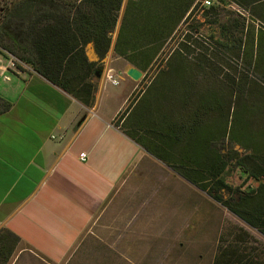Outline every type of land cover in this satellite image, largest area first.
<instances>
[{
    "label": "rangeland",
    "instance_id": "374dc122",
    "mask_svg": "<svg viewBox=\"0 0 264 264\" xmlns=\"http://www.w3.org/2000/svg\"><path fill=\"white\" fill-rule=\"evenodd\" d=\"M14 1L0 0V8ZM169 1L128 0L134 4L144 3L140 8L141 16H145L146 12L153 16L147 23L140 17L135 20L134 27H126V30L131 31L129 33H134V38L138 35L136 44L147 45V39L142 40L145 34L149 35L150 39L148 50L145 52H141L137 45L138 52L127 54L130 57L138 55L136 57L139 62H145L142 54L150 56L147 58V61L150 60L148 66L143 69L142 65L139 70L143 74L142 78L134 81L138 84L137 97L139 100L143 97L145 104L150 105L149 100L152 101L158 95V88H162L159 90L165 94L164 97L161 94L154 105V109L159 113L155 116L158 125L146 123L148 119H145V114L142 121L144 127L155 133H142L145 137L140 139L147 146L154 143L155 146L161 144V147H166L169 143L166 145L163 141V133L166 130V122L163 119L173 121L177 125H191L195 112L200 109L197 106L201 97L196 93L203 96L205 107L213 102L207 96L210 92L219 96L218 101L224 97L219 113H203V125L206 127L202 128L193 146L207 147L209 132L217 131V138L223 135L224 141L216 143L215 147L216 152H220L228 162L224 178L232 192H215V183L212 181L203 191L185 180L180 172L141 148L138 157L66 256L60 260L45 259L27 249L22 253L17 251L5 264H214L220 250L229 246L238 247L244 255L253 257L256 264H264V235L243 223L228 207L238 204L242 206L241 200L249 194V190H256L260 184L249 179L248 170L239 167L237 162L253 154L255 149L261 148L260 151H264V36H259L258 46L257 41L255 44L254 40L248 41L247 49L243 52L249 63H252L254 56L253 66L256 64V68L242 61L237 55L238 51L226 52L223 48L220 49L225 51L224 55L229 59V64L207 49V45L211 43L217 47L221 23L229 17L238 18L235 14L237 12L241 18H245V28L252 31V34L253 31L257 33L261 30L262 25L251 21L249 11L244 12L237 0H230L233 4L226 1L229 6H223L217 0ZM206 1L210 2L211 6L218 7V24L208 21L211 17H216V13L205 16L204 8L207 6L204 7L203 4ZM176 6H188L184 16L187 20L183 19L177 27L169 24L168 20L164 23L166 25H158L156 19L162 20L168 13L172 14L177 10ZM262 16L264 17V13ZM112 43L114 46L113 41ZM155 49L156 52H149ZM238 49L240 51V44ZM198 52H205L210 59H205ZM114 54L123 59L116 52ZM4 59L8 60V57ZM17 67L22 69L19 64ZM150 85L154 86L153 90L145 95ZM185 89L188 90L186 92L189 99L187 98L186 103L188 106L190 104L189 108H183ZM140 107L139 111L142 109L140 112H144V105L140 103ZM132 113H129L130 117H126L124 122L121 117L116 123L123 133L132 134L137 131L141 118L132 117ZM199 137V141L203 139L202 142H198ZM233 138H239L246 144L248 142L251 150H244L240 145L232 144L229 140ZM185 148L184 141H171L168 150L177 162L185 158ZM215 195L221 197L222 202H218L214 198ZM2 262L0 261V264Z\"/></svg>",
    "mask_w": 264,
    "mask_h": 264
},
{
    "label": "crops",
    "instance_id": "0c3cea01",
    "mask_svg": "<svg viewBox=\"0 0 264 264\" xmlns=\"http://www.w3.org/2000/svg\"><path fill=\"white\" fill-rule=\"evenodd\" d=\"M127 4L90 107L0 52L1 62L10 57L22 67L0 72V98L11 105L0 115V233L18 239L14 256L27 249L45 259L66 256L141 152L116 126L139 101L138 84L126 74L135 67L114 54ZM84 53L99 62L91 44Z\"/></svg>",
    "mask_w": 264,
    "mask_h": 264
},
{
    "label": "trees",
    "instance_id": "16d2710c",
    "mask_svg": "<svg viewBox=\"0 0 264 264\" xmlns=\"http://www.w3.org/2000/svg\"><path fill=\"white\" fill-rule=\"evenodd\" d=\"M217 1L223 6H229L228 3L233 4L230 0ZM237 3L245 10L244 12L249 11L251 21L260 23L262 28L258 30L257 34L254 31L252 34V31L245 28V18H241L242 16L238 15V12L235 13L238 18L229 17L224 23L222 22L223 24L221 23L219 41H216L217 47L211 43L209 46L207 45V49L212 50L229 64V59L224 55L225 51H238L239 54L237 52V55L240 56L241 60L249 63L247 56L243 54L247 49L248 41L254 40L257 37L258 46L259 36L261 34L264 36V17L262 16L264 13V0H237ZM122 5L123 0H15L13 3L8 4V6L0 8V51L29 66L35 73L51 84L62 89L83 105L90 107L93 105L96 91V84L93 83V80L97 78V74H100V63L111 48L112 39L110 34L115 31ZM171 5L172 3H170ZM142 6H144V3L134 4L128 2L120 28L121 33L123 31H126V33L124 35L119 34L114 49L119 56L138 70H141L142 65L143 69L148 66L150 60L147 61V58L150 56L142 54V59L145 62H141V60L139 62L138 57H136L138 55L130 57L127 54L137 52V45L140 47V50L145 49L149 44V35L145 34V37L142 38V40L147 39V45L136 44L138 35L136 34L137 38H134V33H129L131 31L129 29L126 30V27L129 25L134 27L136 25L135 20L140 17H143V21L146 23L151 21L153 16L149 12H146L145 16H141L142 11L140 8ZM217 8L215 6L205 7V16L211 15L213 12L216 13ZM176 9L172 14L168 13L163 18L164 20L157 18L158 25L159 23L164 24L168 20L169 24L177 27L183 21L188 6L182 8L176 6ZM215 15L216 17H211V20H207L218 24V14L216 13ZM184 20H187V18ZM240 20L242 23H239ZM255 43L256 39L254 40ZM90 44L93 45L94 51L99 58V63H89L85 56V48ZM239 44L240 51L238 49ZM221 48L225 51L220 50ZM177 51L180 52L179 50ZM149 52H156V49ZM198 54L205 59H210L205 52H198ZM253 60L254 56L249 66H253ZM183 65L185 66V64ZM253 67L256 68L257 65L255 64ZM262 80L264 81V78ZM153 87L150 85L145 95L149 91L151 92ZM192 88L195 91V86ZM155 89H157V86ZM159 89L162 88H158V95L156 93L155 95L157 96L152 101L149 100L151 102L150 105L145 104V99L142 100L143 97L138 101L134 107V112L131 111V113L133 112L132 117L136 116V118L142 119L138 121L140 122L137 125L139 129L137 128V131L135 130L132 134H124L148 154L168 164L173 170L180 172V175L185 180L203 191L206 190L207 185L212 181L215 183V189H213L215 192L225 190L232 192L231 187L226 184L224 178L228 162L219 154L220 152H216L215 147L216 143L224 141L222 139L223 135L217 138V131L209 132L207 135V147L203 146V148H200V146H197L198 148H196L193 146V144H196L195 140L199 133H201L202 128L206 127L203 125V113L207 111L214 115L219 113L224 97L221 101H218L219 96L214 92H210L207 96L213 102H210L207 108L205 107L203 96L200 93H196L201 97L202 103L200 102L197 106L200 109L199 112H195L196 115H194L193 123L191 125H177L173 121L163 119L166 122L163 141L166 145L168 143L169 145L161 147V144H159L160 146H155L154 143H151V146H147L140 139L145 137L142 133L150 135L155 132L148 127H144L145 125L142 124V121L145 114V119H148L146 123L158 125H156L155 116L159 113L154 109V105L162 94ZM186 91L188 90L185 89L184 92L183 102L185 105H183V108H187L188 106L186 101L187 98L189 99V95ZM162 96L164 97L165 94H162ZM140 103L142 106L144 105V112H140L142 109L139 111V108H141ZM10 108L11 105L0 98V115L8 112ZM248 111L249 108H247V114H249ZM250 112H252V108H250ZM199 139L200 137L198 138V142H202L203 139L201 141ZM159 141L161 142V139ZM171 141L175 143L184 141L186 156L184 159H181L184 162L179 160L176 162L173 159L175 156L173 157L168 150ZM229 141L232 144L240 145L244 150L248 148L251 150L249 143L247 142L246 144L239 138H233ZM243 144L246 145L243 146ZM258 147L260 148V146ZM260 150L261 148L259 150L255 149L253 154L241 158L237 162L239 167L246 171L248 170L247 177L249 179L260 183L258 188L256 190H249V194L241 200L242 206L239 204L234 207H231V205L227 206L243 223L264 235V151ZM234 155H236V152H234ZM178 168L179 170H177ZM214 198L218 202H222L221 197L215 195ZM17 244L18 239L11 233L6 231L0 233V261H3L2 264L8 262L7 260L13 255ZM214 264H256V262L253 257L244 255L238 247L229 246L220 250Z\"/></svg>",
    "mask_w": 264,
    "mask_h": 264
},
{
    "label": "built area",
    "instance_id": "2783aa9c",
    "mask_svg": "<svg viewBox=\"0 0 264 264\" xmlns=\"http://www.w3.org/2000/svg\"><path fill=\"white\" fill-rule=\"evenodd\" d=\"M204 6H211V3L206 1L203 4ZM17 69V65H16V61L13 58H10L7 61H0V72L2 74V76L10 71H14L16 72ZM7 79V77H5ZM109 79V78H108ZM79 159L81 162H86L87 156L86 154H80Z\"/></svg>",
    "mask_w": 264,
    "mask_h": 264
},
{
    "label": "water",
    "instance_id": "95a60500",
    "mask_svg": "<svg viewBox=\"0 0 264 264\" xmlns=\"http://www.w3.org/2000/svg\"><path fill=\"white\" fill-rule=\"evenodd\" d=\"M126 74L133 81H139L143 76V74L135 68L129 69ZM97 77L100 78V74H97Z\"/></svg>",
    "mask_w": 264,
    "mask_h": 264
}]
</instances>
